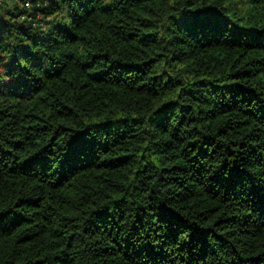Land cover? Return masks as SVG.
<instances>
[{"label":"trees","instance_id":"obj_1","mask_svg":"<svg viewBox=\"0 0 264 264\" xmlns=\"http://www.w3.org/2000/svg\"><path fill=\"white\" fill-rule=\"evenodd\" d=\"M0 1V264H264V0Z\"/></svg>","mask_w":264,"mask_h":264},{"label":"built area","instance_id":"obj_2","mask_svg":"<svg viewBox=\"0 0 264 264\" xmlns=\"http://www.w3.org/2000/svg\"><path fill=\"white\" fill-rule=\"evenodd\" d=\"M1 1V0H0ZM21 5L24 7V8H28L30 10L34 9V4L32 2V0H21Z\"/></svg>","mask_w":264,"mask_h":264}]
</instances>
